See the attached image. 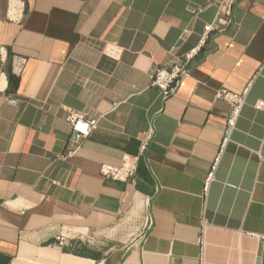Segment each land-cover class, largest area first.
Wrapping results in <instances>:
<instances>
[{"label":"crops","instance_id":"0c3cea01","mask_svg":"<svg viewBox=\"0 0 264 264\" xmlns=\"http://www.w3.org/2000/svg\"><path fill=\"white\" fill-rule=\"evenodd\" d=\"M220 1L0 0V264H201L202 217V264H264V0L230 24ZM210 24L163 101L153 69ZM250 81L204 199L230 110L215 92ZM69 109L97 126L61 161ZM149 125L136 186L104 179Z\"/></svg>","mask_w":264,"mask_h":264},{"label":"built area","instance_id":"2783aa9c","mask_svg":"<svg viewBox=\"0 0 264 264\" xmlns=\"http://www.w3.org/2000/svg\"><path fill=\"white\" fill-rule=\"evenodd\" d=\"M240 0H221L220 4H225V14L229 18L228 23H231V15L234 6ZM215 31L213 25H205L203 32V39L200 45L182 53L172 63L162 66H157L153 69L150 78V87L156 89L163 101H166L172 97L181 82L190 76L191 67L199 54L201 47L204 44L205 39ZM251 85L248 83L247 87L240 93L228 91L226 89H219L215 92V96L218 99L226 101L230 110L226 118L225 127L222 132V139L219 144V151L214 161H212L208 173L203 182V198L207 195L211 182L214 180L215 171L219 163L220 157L226 147L231 141V135L236 128L238 119L241 114L242 107L245 104V96ZM8 101L12 104L16 103V99L9 97ZM263 102L259 101L256 104L257 109L263 107ZM67 123L69 125V136L64 148V151L58 155V160L66 161L69 157L75 155L82 147L84 141L90 136L92 131L97 126V120L91 117H86L82 112L69 109L67 111ZM154 137V128L149 125L144 132L143 138L138 145V151L135 155H126L123 157L122 162L119 165L102 164L101 175L104 179L117 183H124L131 187H135L137 183V171L141 158L146 155L148 147ZM2 201H0L1 205ZM152 217L149 213L145 215V224L147 228L152 226ZM206 220L204 217L200 220V261L202 264L203 252H204V229L206 227Z\"/></svg>","mask_w":264,"mask_h":264},{"label":"trees","instance_id":"16d2710c","mask_svg":"<svg viewBox=\"0 0 264 264\" xmlns=\"http://www.w3.org/2000/svg\"><path fill=\"white\" fill-rule=\"evenodd\" d=\"M9 78H10L11 81L14 80V78H13V76L11 74L9 75Z\"/></svg>","mask_w":264,"mask_h":264},{"label":"water","instance_id":"95a60500","mask_svg":"<svg viewBox=\"0 0 264 264\" xmlns=\"http://www.w3.org/2000/svg\"><path fill=\"white\" fill-rule=\"evenodd\" d=\"M257 264H259V262H257Z\"/></svg>","mask_w":264,"mask_h":264}]
</instances>
